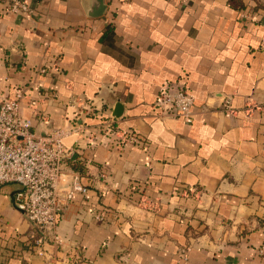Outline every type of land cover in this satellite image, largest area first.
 <instances>
[{"label":"crops","instance_id":"crops-1","mask_svg":"<svg viewBox=\"0 0 264 264\" xmlns=\"http://www.w3.org/2000/svg\"><path fill=\"white\" fill-rule=\"evenodd\" d=\"M10 1L0 100L22 92L34 132L95 138L64 140L87 191L57 246L33 247L0 185V264H264V0H103L99 16L94 0H20L28 16ZM163 85L193 94L192 124L159 115Z\"/></svg>","mask_w":264,"mask_h":264},{"label":"built area","instance_id":"built-area-1","mask_svg":"<svg viewBox=\"0 0 264 264\" xmlns=\"http://www.w3.org/2000/svg\"><path fill=\"white\" fill-rule=\"evenodd\" d=\"M8 11L27 16L31 12L20 0H11ZM22 98L23 93L18 92L14 97L0 100V185L16 186L13 206L32 227L33 247L42 250L46 245H59L57 228L62 212L75 195H85L87 191L76 172L66 173L65 168L76 159L74 151L65 147L64 140L76 135L89 142L95 135L76 123L34 132L30 120L21 116ZM194 105L192 93L183 87L167 85L160 88L154 102L160 116L179 118L186 125L193 122ZM223 111L231 112L228 99L223 102ZM114 122L111 118L103 119L98 125L99 132L106 137H119L120 131ZM131 137L132 134L125 135L127 139ZM259 253L264 256V243Z\"/></svg>","mask_w":264,"mask_h":264},{"label":"water","instance_id":"water-1","mask_svg":"<svg viewBox=\"0 0 264 264\" xmlns=\"http://www.w3.org/2000/svg\"><path fill=\"white\" fill-rule=\"evenodd\" d=\"M105 11L103 0H94V10L91 11V16H99Z\"/></svg>","mask_w":264,"mask_h":264},{"label":"trees","instance_id":"trees-1","mask_svg":"<svg viewBox=\"0 0 264 264\" xmlns=\"http://www.w3.org/2000/svg\"><path fill=\"white\" fill-rule=\"evenodd\" d=\"M72 165L74 166V167L72 166L73 169L78 170V168H77V166H76V163H74V164H72Z\"/></svg>","mask_w":264,"mask_h":264}]
</instances>
